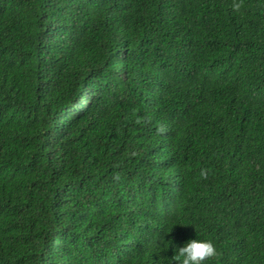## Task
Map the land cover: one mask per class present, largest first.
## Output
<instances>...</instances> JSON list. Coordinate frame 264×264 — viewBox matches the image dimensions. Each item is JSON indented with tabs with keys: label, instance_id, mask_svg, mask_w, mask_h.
<instances>
[{
	"label": "trees",
	"instance_id": "16d2710c",
	"mask_svg": "<svg viewBox=\"0 0 264 264\" xmlns=\"http://www.w3.org/2000/svg\"><path fill=\"white\" fill-rule=\"evenodd\" d=\"M231 3L0 0V264H264V0Z\"/></svg>",
	"mask_w": 264,
	"mask_h": 264
},
{
	"label": "clouds",
	"instance_id": "9594fccd",
	"mask_svg": "<svg viewBox=\"0 0 264 264\" xmlns=\"http://www.w3.org/2000/svg\"><path fill=\"white\" fill-rule=\"evenodd\" d=\"M243 7L244 0H232L231 9L233 12L239 13ZM136 123H141V120L137 119ZM157 131L162 134L167 131V128L161 125ZM132 155L134 156L136 153L133 152ZM200 176L207 179V171L202 169ZM114 179H120L118 173L114 176ZM218 255L217 248L211 240L193 239L178 248V253L172 257V262H175V264H205L206 261H212Z\"/></svg>",
	"mask_w": 264,
	"mask_h": 264
}]
</instances>
